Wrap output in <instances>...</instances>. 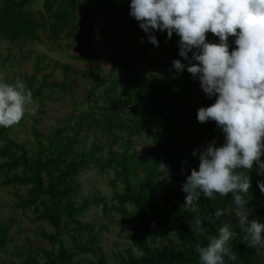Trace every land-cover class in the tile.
Wrapping results in <instances>:
<instances>
[{
    "label": "rangeland",
    "instance_id": "374dc122",
    "mask_svg": "<svg viewBox=\"0 0 264 264\" xmlns=\"http://www.w3.org/2000/svg\"><path fill=\"white\" fill-rule=\"evenodd\" d=\"M25 2V11L44 12L46 0ZM91 7V0H82L77 20L57 39L50 32L48 15L43 19L46 27L37 31L39 41L20 39L11 43L0 33V73L8 83L20 80L27 85L34 100L29 108L35 111L34 115L26 113L18 125L7 129L0 127V148L4 147L5 140H11L18 146V149H13L16 156L26 151L30 161L47 160L61 152L53 143L56 138L64 146L73 144V150L66 152L69 160H91L90 167L76 178L75 183L81 187L74 200L77 205L95 196L104 198V201L99 207L91 206L83 217L78 218L82 229H76L62 217L58 222L62 230L61 239L75 255L73 264H98L102 256L106 257L107 264H124L130 257L138 259L143 256L139 241L130 238L143 232V224L132 220L128 225H122L123 216L117 211L120 205L114 197L123 192L124 186L122 183L113 186L115 171L103 170L98 164L108 161L112 142H115L113 153L118 156L123 154L125 147L128 154L140 159L152 155L155 145L147 131L149 129L152 136L163 127L161 124L144 127L142 119L131 115L132 105L123 96L125 80L144 76L163 82L171 77L181 78L183 72L177 73L173 68L172 61L181 60V57L179 49L162 43L160 37L165 32L155 33L159 41V47H156L129 14L105 20L97 13H91ZM91 30L92 36L88 37L86 33ZM231 38L233 42L236 39ZM89 56L98 59H85ZM33 76L35 79L29 85L28 79ZM190 77L193 82L191 102L195 108L198 110L214 104L215 97L208 98L199 80L191 74ZM51 84L57 86L50 87ZM145 120L151 121L150 116L147 115ZM203 126L210 130L218 128L211 120ZM197 130L198 133L203 132L202 128ZM224 139L219 128L216 146L222 145ZM129 141L131 143L128 144ZM205 142L201 141L195 147L196 170L199 169V150L207 146ZM93 145L100 151L90 155ZM5 161H0V164ZM165 165L168 172L162 171L159 178L163 193L187 214L203 216L198 206H183L185 196L178 181L180 174ZM22 170H0V242L3 230L7 228L6 242L0 246V264H29V259L45 264V252L56 253L58 249L50 239L55 235L56 227L47 221L37 220L49 204L48 198H42L35 206L22 208L21 197H27L31 186L3 184L7 177L22 175ZM43 179L47 185L46 174H43ZM124 208L129 212L135 210L130 205ZM162 219L167 222L166 228L158 231L162 250L185 252L188 244L177 235L174 215L169 213ZM255 219L264 223V217ZM86 247H92V251H83ZM259 254L264 259V249H260Z\"/></svg>",
    "mask_w": 264,
    "mask_h": 264
},
{
    "label": "trees",
    "instance_id": "16d2710c",
    "mask_svg": "<svg viewBox=\"0 0 264 264\" xmlns=\"http://www.w3.org/2000/svg\"><path fill=\"white\" fill-rule=\"evenodd\" d=\"M91 2L93 7L89 11L97 13L105 20L115 19L130 12L131 0H91ZM25 3V0H0V33L11 43L20 39L39 41L37 31L46 27V22L43 20L46 15L50 20V32L55 39L59 38L77 20V12L82 6V0H46L44 12H27L24 9ZM92 33L91 30L86 35L91 37ZM160 39L171 48L179 49L180 37L175 33L169 40L165 31ZM206 42L219 43V38L208 32ZM228 44L230 52L237 47L231 36ZM85 59L98 58L89 56ZM181 61L186 65L181 78L171 77L162 82L154 78L134 76L124 82L123 96L127 97L128 103L132 105L131 115L136 119H142L144 127L152 124L163 126L152 136L149 129L147 131L155 145L152 155L140 159L134 154H128V149L125 147L123 154L118 156L113 153L112 146L115 142H112L108 161L98 164L103 170L115 171V178L111 182L113 186L117 183H122L124 186L123 192L114 197L120 205L117 211L123 216L122 225H128L132 220H139L143 224V232L130 237L139 241L143 256L138 259L130 257L124 264H201L196 251L197 246H206L210 237L218 236L219 229L225 222L230 223L232 229L238 233L237 238L231 241L236 260L229 261V264H263L264 259L259 254V250L264 248H250L240 239L241 230L234 214L231 194L228 196L216 194L215 199L201 195L196 206L203 211V216H191L172 203L171 198L163 193V184L159 182L162 171L158 170L157 166L161 162L169 165L174 172L180 174L178 181L183 184L186 177L191 174V170L195 168L192 153L196 150V145L201 141H206L207 145L215 140L219 130V128L214 130L204 128L197 120L198 110L191 102L193 82L187 71L188 61L183 60L182 57ZM34 79L35 76L28 79L29 85ZM56 86V84L50 85V87ZM147 115L150 116L151 121L145 120ZM199 128L203 129L202 133H198ZM53 143L60 149V154L47 160L30 161L24 150L20 156L13 154V149H18V146L11 140H5L4 147L0 148V161H7L0 164V170L23 169L22 175L7 177L3 181L7 186H31L27 191V197H21L22 208L35 206L42 198H48L49 204L45 206L37 220L47 221L56 227V233L50 239L58 249L56 253L45 252L47 258L45 264H73L75 255L61 239L62 230L58 222L64 217L68 224L76 226V229H82L78 218L83 217L91 206L99 207L104 198L99 196L87 198L81 205H77L74 197L79 193L81 185L75 183L76 178L80 172L90 167L92 161L87 158L69 160L66 152L68 149L73 150V144L64 146L59 144L56 138ZM99 151L100 149L93 145L90 155ZM261 160H264V155L261 156ZM241 171H247L251 183L249 194L244 197L248 201L246 206L252 213L248 219L264 217V192L260 188V184H264V175L258 174V166L255 163L252 170L241 169ZM43 174L48 176L47 185ZM182 194L186 196L183 191ZM126 205L133 206L135 210L127 211L124 208ZM218 209L223 210L226 215L217 218L215 213ZM169 213L174 215L177 235L188 244L185 252L176 250L164 252L160 247L158 231L166 228L167 222L162 217ZM196 219L202 220V227L205 230L202 234L196 230L194 225ZM6 239L7 228L3 230L0 246L5 244ZM83 251H92V247H86ZM28 262L37 264L33 259H29ZM98 264H107L106 257H100Z\"/></svg>",
    "mask_w": 264,
    "mask_h": 264
},
{
    "label": "clouds",
    "instance_id": "9594fccd",
    "mask_svg": "<svg viewBox=\"0 0 264 264\" xmlns=\"http://www.w3.org/2000/svg\"><path fill=\"white\" fill-rule=\"evenodd\" d=\"M129 7V15L154 46L159 47L156 32L166 31L169 40L173 33L180 37L179 56L189 62L187 71L199 80L208 98L215 97L214 104L198 109L197 120L215 121L224 143L217 147L213 140L199 150V169H192L182 184L183 206L194 208L201 195L215 199L216 194H231L242 243L264 248V223L248 219L252 213L244 197L251 183L247 171H241L252 170L255 163L258 174L264 175V0H131ZM208 32L219 43L206 42ZM230 36L236 37L237 45L231 52ZM172 65L177 73L186 67L180 59ZM33 103L23 81L8 83L0 73V127L18 125L26 113L34 115L29 108ZM157 169L168 172L163 162ZM260 188L264 192V184ZM225 215L220 209L215 213L217 218ZM222 224L218 236L210 237L206 246H197L201 264L236 260L231 241L238 233L230 223ZM194 225L204 233L201 219Z\"/></svg>",
    "mask_w": 264,
    "mask_h": 264
},
{
    "label": "water",
    "instance_id": "95a60500",
    "mask_svg": "<svg viewBox=\"0 0 264 264\" xmlns=\"http://www.w3.org/2000/svg\"><path fill=\"white\" fill-rule=\"evenodd\" d=\"M205 200V202H206V199H204Z\"/></svg>",
    "mask_w": 264,
    "mask_h": 264
}]
</instances>
